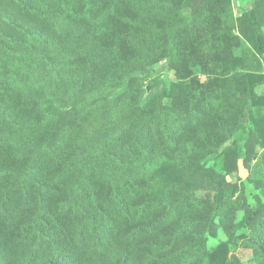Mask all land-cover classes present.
Masks as SVG:
<instances>
[{"label":"rangeland","instance_id":"rangeland-1","mask_svg":"<svg viewBox=\"0 0 264 264\" xmlns=\"http://www.w3.org/2000/svg\"><path fill=\"white\" fill-rule=\"evenodd\" d=\"M127 1L137 12L148 10L145 2ZM205 1L189 0L185 5L184 0H177L174 15L183 21L180 22L182 27L195 7L203 6ZM263 4L264 0L261 3L260 0H210L205 9L215 10L214 6H219V10H231L234 34L241 37L248 48L254 47L258 59L264 62V48L257 47L264 44V36L258 38L260 32L264 35V6L260 9ZM118 11L126 13V10L112 7L96 10V16L113 22L120 16ZM227 18H217L214 22H219L217 25L222 28L226 26L224 20ZM198 42L197 38L192 42V60L186 62L185 59L182 63V51H176L171 42L160 62L129 77L132 78L131 85H141L144 98L152 92L163 95L157 112L163 111L164 118L161 119L165 123H174L173 130L179 133V138L176 140L178 145L173 146L169 141L173 136L171 124L163 127L160 122L161 126L157 124L156 132L149 138L153 144L149 157L141 151L137 160L129 161L139 177L130 188L123 189V193L130 192L126 197L127 208H122L120 198L110 195L116 174L100 179L105 166L103 157L92 153L96 143L93 138L102 123L99 121L101 110H98L110 101L102 92L75 100L74 96L48 95L38 88L34 93L37 100L34 120L45 127L48 122L62 126L70 118L74 129L61 127L64 135L53 132L48 148L63 135L62 150L52 154L43 151L36 158L33 166L44 167L40 172L42 179L29 176L24 182L26 185L21 184L15 192L16 199L21 202L28 199L26 186L31 189L30 199L37 206L48 200L62 213L63 219L73 223L75 233L77 229L81 230L82 234L74 240L80 244L78 250L85 253V246L88 251L112 250L117 257L124 258L129 253L125 264H160L154 256L150 258V254H156L155 246L166 241V233L174 232L176 223L182 218H186L196 232L189 239L185 238V244L200 242V246L195 250L191 247V251L176 264H264V72L250 70L247 57L239 53V44L234 49H216L212 59L207 62L205 58L201 62L202 69H196L193 62H196V51L200 48ZM199 56H202L200 52ZM212 64L218 70L217 74L216 71L208 72ZM184 76L188 91L181 85ZM192 91L202 94L196 102L201 111H191L186 116L183 97ZM254 92L256 99L243 106L246 97ZM28 100L29 96L23 94L12 104L11 111L20 116ZM166 110H170V115ZM173 111L177 112L176 116L172 115ZM242 112L249 138L242 142L243 157L238 158V145L241 144L235 141L232 132L238 128ZM88 113L89 118L85 115ZM177 117L178 120L170 122ZM13 129L3 130L0 126V134L23 135L21 129ZM32 130L27 134L33 135ZM6 154L9 151L0 149V158ZM124 154L129 156L127 151ZM17 158L23 163L28 162L26 155L21 153ZM175 181L181 187V196L173 198L176 204L170 212L161 196L165 185ZM95 193L99 195L102 207L97 204ZM75 199L81 205H77ZM14 201L5 215L20 228L26 209ZM92 232L100 237L101 241L96 240L98 244L92 240ZM29 235L28 231L27 237ZM154 240L150 245L149 242ZM38 244L39 239L30 236V245Z\"/></svg>","mask_w":264,"mask_h":264},{"label":"trees","instance_id":"trees-1","mask_svg":"<svg viewBox=\"0 0 264 264\" xmlns=\"http://www.w3.org/2000/svg\"><path fill=\"white\" fill-rule=\"evenodd\" d=\"M138 1L145 2L148 10L137 12L127 0H0V126L3 130L16 128L23 132L22 136L0 134V149L9 151L7 156L0 158V264H125L128 260L129 253L124 258L117 257L112 250L88 251L86 246L85 253L78 250L80 244L77 245L74 240L82 234L81 230L77 229L75 233L73 223L63 219L62 213L53 208L48 200L37 206L30 199L31 189H26V186L24 190L28 199L22 202L16 199L15 192L21 184L26 185L29 176L42 179L40 172L43 166H33L36 158L43 151L52 154L62 150L65 141L61 127L74 129L70 118L62 126L48 122L45 127L34 120L37 102L34 93L39 87L45 94L74 96L75 100L97 92L108 96L110 101L98 110H101L99 121L102 123L93 138L96 143L92 153L103 157L105 166L100 179L116 174L110 195L120 198L122 208H127L129 201L126 197L130 192L126 190L123 193V189L130 188L139 177L129 161L137 160L141 151L149 157L148 152L153 151L149 138L152 132H156L157 124L161 122L163 127L171 124L172 130L175 126L161 119L164 118L163 111L157 112L163 95L152 92L144 98L141 85L130 84L131 74L160 62L171 42L176 51H182V63L185 59L186 62L192 60V42L196 38L200 47L196 51V62L192 61L196 63V69H202L201 62L205 58L207 62L212 59L216 49H234L239 44L242 48H239V53L247 57L246 63L252 68L248 69L264 72V62L258 59L256 49L248 48L244 40L234 34L231 10H219V6H214L215 10H206L210 2L206 0L203 6L198 4L195 7L182 27L180 22L183 21L174 15L177 0ZM188 1L184 0L185 5ZM112 7L126 10V13L118 11L120 16L113 22L96 16V10ZM135 12L138 16H134ZM226 17L224 23L227 27L219 28V22L214 20ZM263 36L260 32L258 38ZM257 47L264 48V44ZM215 71L217 74L214 65L208 70L210 73ZM186 83L187 77L181 85L188 91ZM23 94L29 96V100L19 116V113L11 111V106ZM200 96L202 94L193 91L185 97L181 96L186 116L191 111L200 113L196 104ZM256 97V92L246 97L243 106ZM174 98L173 101H176ZM209 104L212 106L211 100ZM166 113L170 115L171 112L166 110ZM176 114L173 111L172 115ZM85 115L89 118V113ZM243 119L242 112L238 128L232 132L235 141L241 144L238 145V158L243 157L242 142L249 138ZM176 120L178 117L170 119V122ZM31 129L33 135H28ZM54 131L63 135H59V139L48 148ZM171 135L172 140L169 141L177 146L179 133L173 130ZM26 144L31 148L27 149ZM126 151L129 156L124 154ZM20 153L26 155L28 162L25 160L23 163L17 158ZM180 188L175 181L166 184L162 191V203L170 212L176 204L173 198L181 196ZM95 194L97 204L102 207L99 195ZM77 199L75 203L81 205ZM13 201L26 209L20 228H16L13 219L5 215L10 212ZM106 215L109 218L110 215ZM166 234V241L155 246L156 254H150V258L154 256L160 264H176L191 251V247L195 250L200 246V242L185 244V238L196 234L186 218L176 223L174 232ZM30 236L37 237L40 244L31 246ZM92 237V240H100L95 232H92ZM154 242L149 243L152 245ZM22 244L23 248L18 249ZM262 251L264 254V246Z\"/></svg>","mask_w":264,"mask_h":264}]
</instances>
